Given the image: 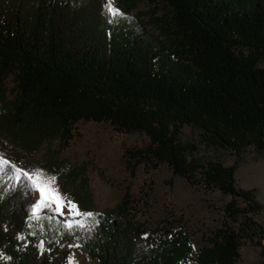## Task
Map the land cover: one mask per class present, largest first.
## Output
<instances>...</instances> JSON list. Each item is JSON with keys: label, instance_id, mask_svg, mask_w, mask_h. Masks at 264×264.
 I'll return each instance as SVG.
<instances>
[{"label": "trees", "instance_id": "16d2710c", "mask_svg": "<svg viewBox=\"0 0 264 264\" xmlns=\"http://www.w3.org/2000/svg\"><path fill=\"white\" fill-rule=\"evenodd\" d=\"M143 1L114 0L113 16L108 0H0V264H60L72 245L95 264H233L244 242L264 264L263 205L234 177L264 149V0ZM80 119L142 131L147 143L126 148L136 162L227 196L194 263L185 229L146 227L127 190L92 208L84 164L51 146ZM36 171L94 215L34 210L23 173Z\"/></svg>", "mask_w": 264, "mask_h": 264}, {"label": "rangeland", "instance_id": "374dc122", "mask_svg": "<svg viewBox=\"0 0 264 264\" xmlns=\"http://www.w3.org/2000/svg\"><path fill=\"white\" fill-rule=\"evenodd\" d=\"M109 2V0H108ZM114 5V0H110ZM153 2L143 1L137 8L146 9ZM10 85V81H7ZM183 138L191 134L188 125L181 127ZM148 137L138 130L119 131L107 121L78 120L72 126V136L61 146L55 141L59 155L74 164H84V175L91 193L92 208L102 210L112 206L127 190L139 202L138 215L152 228L165 220L177 221L190 237L191 261L196 250L206 243L205 236L220 224L222 204L227 198L217 189H204L189 183L183 176L172 174L165 162L148 167L136 162L126 153V148L145 145ZM38 155V153H35ZM227 158L226 162H230ZM235 182L241 187H253L255 197L262 203L256 217L264 223V149L256 154L245 153L234 171ZM69 201L68 195H62ZM33 200L39 202V193L33 188ZM71 201V200H70ZM51 208L55 209V205ZM64 216L70 215L65 204ZM264 242V241H262ZM259 245L244 242L233 264H260ZM95 264L85 251L72 245L60 264Z\"/></svg>", "mask_w": 264, "mask_h": 264}, {"label": "snow or ice", "instance_id": "6c2138e0", "mask_svg": "<svg viewBox=\"0 0 264 264\" xmlns=\"http://www.w3.org/2000/svg\"><path fill=\"white\" fill-rule=\"evenodd\" d=\"M107 10L113 14V16L119 15V9L113 7L112 3L108 2ZM9 161L3 158H0V165H8ZM15 169L17 173V178H19V173L22 169L16 168L15 165L11 166ZM24 176L31 181L32 186L39 193V202L35 204L34 210H39L44 206H52L55 205V211L61 214H64L65 204L70 210V214L74 216L85 215V216H93V213L86 212L82 213L77 205L72 201H65V198L60 194L58 188L55 187V177L45 176L42 171H36L32 174L27 172L23 173ZM69 264H72V260L69 261Z\"/></svg>", "mask_w": 264, "mask_h": 264}]
</instances>
